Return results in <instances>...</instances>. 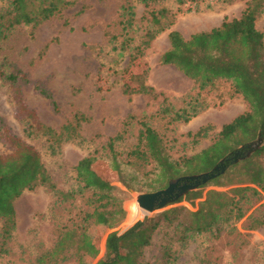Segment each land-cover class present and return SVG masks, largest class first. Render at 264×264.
Listing matches in <instances>:
<instances>
[{"label": "trees", "instance_id": "obj_1", "mask_svg": "<svg viewBox=\"0 0 264 264\" xmlns=\"http://www.w3.org/2000/svg\"><path fill=\"white\" fill-rule=\"evenodd\" d=\"M2 1L0 41L16 27L29 25L34 30L45 21L60 16L74 0ZM139 1L145 7L140 25L137 26L134 5L127 3L121 8L119 33L109 35L113 48L119 53H127L125 71L145 56L161 32L168 30L169 47L161 53L159 62L173 65L191 79L197 92L186 94L183 104L175 107L148 82L146 67L133 75L132 82H123L124 94H142L159 100L156 114L167 117L171 123L187 122L206 108L208 103L200 97V92L220 83H226L231 94L240 95L247 108L224 123L209 145L175 159L169 155L160 133L148 122L140 120L136 142L124 158L115 149V142L121 136L109 137L107 157L88 154L80 158L75 165L77 185L68 190L57 186L38 149L14 133L0 116V141L10 148L6 153L0 152L2 242L12 236L16 227L15 200L25 190L44 186L56 201L69 202L75 209L57 224L52 245L29 264H61L68 259H73V264H170L176 258V246H182L191 237L204 232L219 231L223 223L242 218L255 204L256 195L264 194V33L256 23L264 11V0H244L238 16L224 17L217 26L193 32L188 37L171 28L180 8L174 11L165 5L155 6L157 0ZM185 9L197 11L199 6ZM0 80L8 87L24 131L45 137L51 153L59 151L64 142L81 139L80 126L88 119L83 113H73L55 128L41 122L26 104L22 86L31 80L25 71L18 67L6 68L0 62ZM32 87L51 101L53 109H58L46 87L38 82ZM207 127L200 126L190 134L197 140L207 134ZM254 142H259L255 149L234 160L236 150L245 151L246 146ZM229 156L231 158L225 160ZM220 160H224V166L217 170L216 176L176 200L187 202L191 208L173 205L153 216L145 215L120 233L112 229L124 219L123 201L131 197L132 190L164 188L180 176L207 172ZM122 163L149 179L139 183L138 174H125ZM149 165L151 168L146 170ZM206 185L225 189L209 188L203 194ZM261 225H264V207L249 226ZM154 233H161L158 255L153 260H145L144 250L152 244ZM103 235L104 253L95 260Z\"/></svg>", "mask_w": 264, "mask_h": 264}, {"label": "rangeland", "instance_id": "obj_2", "mask_svg": "<svg viewBox=\"0 0 264 264\" xmlns=\"http://www.w3.org/2000/svg\"><path fill=\"white\" fill-rule=\"evenodd\" d=\"M2 2L0 0V4ZM127 3L134 5L137 26L140 25L139 19L145 7L139 0H74L60 16L45 21L34 30L29 25L16 27L0 41V62L4 67H18L28 74L31 81L22 86L24 99L41 122L57 128L77 111L88 118L80 126L81 139L64 142L59 151L51 153L45 137L29 135L24 131L8 87L0 80V116L14 133L38 149L61 189L68 190L77 185L75 165L80 158L88 154L107 157V141L111 136H121L115 142V149L124 158L136 142L140 120L148 122L160 133L169 155L175 159L209 145L224 123L247 108L240 95L231 94L228 85L220 83L200 92V97L208 103L206 108L187 122L171 123L167 117L156 114L159 100L142 94H124L123 82H132L133 75L146 67L148 82L175 107L183 104L186 94L197 92L191 79L173 65L159 62V56L169 47L168 30L161 32L146 50L145 56L125 71L127 53L114 49L109 35L119 33L121 8ZM196 4L199 10L186 11L185 8H195ZM154 5H165L174 11L180 8L171 28L188 37L193 32L217 26L224 17L238 16L244 7V0H157ZM256 23L264 33V11ZM35 82L52 94L57 110L53 109L49 99L33 89ZM128 115L132 118H127ZM205 125H208L207 134L194 139L190 133ZM9 150L0 141V152ZM121 166L128 176L138 174L125 163ZM149 168L150 165L146 170ZM138 176L139 183L149 179L140 174ZM209 188L225 189L206 185L203 194ZM142 192L148 191H131V197L123 201L125 217L112 229L120 233L145 215L153 216L173 205L191 208L187 202L175 200L148 214H139L142 209L136 196ZM255 198V204L242 218L223 223L219 231L204 232L191 237L184 245L176 246V258L170 264H264V225L256 228L249 226L252 218L258 216L264 207V194L259 193ZM15 210L16 227L12 236L4 243L0 236V264L33 262L39 253L52 245L57 224L75 212L73 204L56 201L52 192L44 186L23 191L15 200ZM104 239L105 235L99 242L95 260L104 253ZM160 240L161 233H154L152 244L144 250L145 260H153L158 255ZM61 264H73V259Z\"/></svg>", "mask_w": 264, "mask_h": 264}, {"label": "water", "instance_id": "obj_3", "mask_svg": "<svg viewBox=\"0 0 264 264\" xmlns=\"http://www.w3.org/2000/svg\"><path fill=\"white\" fill-rule=\"evenodd\" d=\"M259 145V142L252 143L246 146V150H236L233 153L234 160L237 159L239 155L245 153L248 155L253 149ZM229 156L225 160H229ZM224 160H220L211 170L207 172H202L199 174L184 175L180 176L168 183L164 188L138 193L136 196V201L140 208L142 209L144 215L150 213L154 209L161 208L170 202H174L181 195L185 194L189 190L196 189L200 185L206 183L209 179L217 175V170L224 166Z\"/></svg>", "mask_w": 264, "mask_h": 264}]
</instances>
